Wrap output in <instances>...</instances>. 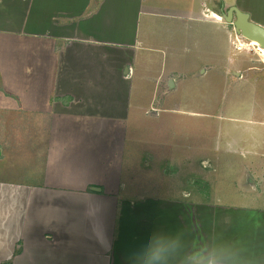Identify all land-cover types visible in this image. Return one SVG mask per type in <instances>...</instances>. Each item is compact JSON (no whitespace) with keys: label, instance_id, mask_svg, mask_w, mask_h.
Masks as SVG:
<instances>
[{"label":"crops","instance_id":"0c3cea01","mask_svg":"<svg viewBox=\"0 0 264 264\" xmlns=\"http://www.w3.org/2000/svg\"><path fill=\"white\" fill-rule=\"evenodd\" d=\"M232 7L264 28V0H0V264H132L149 242L164 264H186L196 234L217 264H264V188L210 222L127 196L147 190L136 161L163 138L137 132L140 82L152 65L162 75L170 57L185 62L195 23L214 28Z\"/></svg>","mask_w":264,"mask_h":264},{"label":"rangeland","instance_id":"374dc122","mask_svg":"<svg viewBox=\"0 0 264 264\" xmlns=\"http://www.w3.org/2000/svg\"><path fill=\"white\" fill-rule=\"evenodd\" d=\"M219 8V4L214 7L210 3L211 10ZM222 21L211 19L209 23L215 27L209 29L195 23L186 61L182 63L180 57L170 61V57V62L162 65V75L158 73L161 65H152L146 81L140 82L145 93L140 90L136 97L147 110L146 116L142 113L137 132L146 138V130L151 127L153 133L154 129L162 132L163 138L160 146H146L145 159L136 161L146 174L143 184L147 190L127 194L141 202L143 196L156 197L162 203L172 201L168 206L179 213L192 211L195 219H200L204 212L209 222L218 217L220 206L244 208L251 196L264 188V147L260 143L264 139V50L250 46L232 24ZM146 120H151V126L145 125ZM24 131V126H17L22 139L15 144L16 163L26 157ZM169 134L174 135L173 140L167 139ZM154 152L159 157L150 160ZM15 179L25 178L19 175ZM152 189L160 192L154 194ZM138 205L143 206V202L135 207ZM226 211L229 216L235 215ZM247 214L239 212L236 217L245 218ZM196 238L190 246L193 251L184 250L188 252L183 263L217 264L212 255L204 254L206 243L203 248ZM10 260L4 264H12Z\"/></svg>","mask_w":264,"mask_h":264},{"label":"water","instance_id":"95a60500","mask_svg":"<svg viewBox=\"0 0 264 264\" xmlns=\"http://www.w3.org/2000/svg\"><path fill=\"white\" fill-rule=\"evenodd\" d=\"M222 18L234 26V30L238 36L249 42H256L264 49V28L253 23L249 14L240 11L236 7H232L223 14Z\"/></svg>","mask_w":264,"mask_h":264},{"label":"clouds","instance_id":"9594fccd","mask_svg":"<svg viewBox=\"0 0 264 264\" xmlns=\"http://www.w3.org/2000/svg\"><path fill=\"white\" fill-rule=\"evenodd\" d=\"M166 251L158 243L149 242L133 251L129 260L132 264H164Z\"/></svg>","mask_w":264,"mask_h":264},{"label":"bare ground","instance_id":"6f19581e","mask_svg":"<svg viewBox=\"0 0 264 264\" xmlns=\"http://www.w3.org/2000/svg\"><path fill=\"white\" fill-rule=\"evenodd\" d=\"M252 45H253V46L255 45V46H257V47L261 48V47L259 46V44H258V43H256V42H250V46H252ZM261 49H262V48H261ZM263 50H264V49H263Z\"/></svg>","mask_w":264,"mask_h":264},{"label":"built area","instance_id":"2783aa9c","mask_svg":"<svg viewBox=\"0 0 264 264\" xmlns=\"http://www.w3.org/2000/svg\"><path fill=\"white\" fill-rule=\"evenodd\" d=\"M241 47H244V44H243V46L241 45L239 49H242Z\"/></svg>","mask_w":264,"mask_h":264}]
</instances>
